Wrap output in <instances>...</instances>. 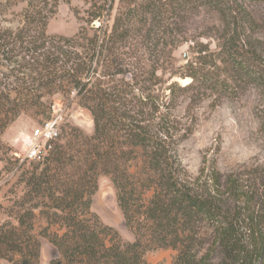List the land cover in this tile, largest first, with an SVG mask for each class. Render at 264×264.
<instances>
[{"label":"trees","instance_id":"16d2710c","mask_svg":"<svg viewBox=\"0 0 264 264\" xmlns=\"http://www.w3.org/2000/svg\"><path fill=\"white\" fill-rule=\"evenodd\" d=\"M59 1L0 0V124L2 118L10 121L19 106L32 103L37 87L58 84L66 89V97L74 90L85 105L92 103L86 106L94 122L92 138L112 124L118 130L130 127L126 143L150 149L145 191L151 196L143 201L138 181L123 168L113 170L118 205L134 237L126 242L92 215V192L84 182L77 189H61L65 181L55 179L60 173L32 175L30 192L42 193L50 201L44 205L47 229L59 225L65 230L48 236L47 242L57 251L49 264H146V254L160 249L176 251L173 264H264V219L252 206V195L241 192L235 179L223 184L217 173L199 179L196 186L178 180L160 145L148 143L132 130V123H124L128 118L120 113L121 107L114 106L112 95L128 94L115 93L117 85L134 90L137 75L131 78L132 84L122 80L115 84L114 73L106 84L91 83L90 76L85 79L94 74L93 61L105 49L108 61L124 63L139 51L150 55L161 49L168 58L173 49L190 43L194 58L187 73L180 75L190 82L172 83L170 92L176 87L184 93L205 90L215 97L231 98L247 85L264 92V11L255 9L263 7L264 0H120L127 8L118 12L110 36L103 39L87 33L71 39L47 36V20ZM100 1L94 3L92 19L100 17L112 0ZM133 2L138 4L130 7ZM6 14L16 18L17 24L6 22ZM59 148L53 152V164L64 158ZM112 161L107 154H98L90 163L108 167ZM88 178L93 181L94 174ZM24 218L16 216L13 223L0 227V246L5 247H0V259L10 264L39 262L40 242L31 235L33 223Z\"/></svg>","mask_w":264,"mask_h":264},{"label":"rangeland","instance_id":"374dc122","mask_svg":"<svg viewBox=\"0 0 264 264\" xmlns=\"http://www.w3.org/2000/svg\"><path fill=\"white\" fill-rule=\"evenodd\" d=\"M96 1H59L55 13L47 20L46 35L67 39L76 38L80 33H87L88 36L95 34L101 39L110 36L118 12L127 7L120 0H112L102 8L100 17L92 19L90 13L95 11ZM135 4L138 2H133L130 7ZM255 9L264 11V5ZM15 11L20 12V7ZM3 19L11 25L17 24L11 14H6ZM190 46V43L178 46L168 58L162 55L161 49L158 54L150 55L139 51L135 58H126L124 63L117 62L115 57L114 62L108 61V51L104 48L96 62L93 61L95 75L90 73L85 79L90 76L91 83H97V80L106 84L113 80L114 73L115 84L118 80L132 84L131 78L137 75L139 84L134 90L113 85L117 87L115 93L117 90L128 92L120 96L112 95L114 106L121 107L120 113L128 118L129 122L124 123H132V130L144 135L146 141H150L148 143L160 145L178 180L196 186L199 179L217 173L223 184L228 178L238 181L241 192L252 195V206L264 219V92L253 85L238 88L236 96L231 98L215 97L205 90L184 93L176 87L170 92L168 87L172 83L184 86L190 82L188 78L180 77L187 73V65L194 58ZM210 49H214L213 44ZM76 51L82 53L79 49ZM137 61L138 66H135ZM153 68L154 74L151 73ZM93 86L91 84L87 88ZM36 90L32 103L19 106L10 121L1 119L0 227L4 228L7 223H13L16 216L23 215L26 222L31 220L33 223L31 235L40 242L38 264H49L56 258L57 251L47 239L52 233L61 235L65 230L59 225L47 229L49 221L44 205L50 203L49 198L42 193L35 195L30 192L32 175L44 176L47 172V175L55 176L56 172L62 176H55V179L65 181L61 189H77L79 183L84 182L88 191L92 192V215L103 225L115 229L123 241L132 242L134 237L125 226L111 178L113 170L123 168L138 181L140 191H144L142 199L147 201L151 196L150 191H145V179L150 173L147 168L150 149L126 143L129 142L127 135L130 127L118 130L112 124L103 128L95 139L92 138L94 122L86 108L92 103L85 105L76 96V91L72 90L66 97V89L58 84L51 88L37 87ZM53 110L62 115L60 137L53 150L42 161L21 162L22 135L51 117ZM58 147L63 151L64 158L62 163L53 164V152ZM98 154H107L113 159L111 165L104 167L99 163L91 167V158ZM93 174L94 184L92 178H88ZM26 210L30 214L25 213ZM0 247L5 250L4 246ZM175 255L174 250L160 249L147 253L145 260L146 264H173ZM0 264L10 263L0 259Z\"/></svg>","mask_w":264,"mask_h":264},{"label":"built area","instance_id":"2783aa9c","mask_svg":"<svg viewBox=\"0 0 264 264\" xmlns=\"http://www.w3.org/2000/svg\"><path fill=\"white\" fill-rule=\"evenodd\" d=\"M62 115L53 110V115L49 120L44 121L29 133L22 135L21 146L22 155L19 157L21 162H38L53 150L56 141L60 137Z\"/></svg>","mask_w":264,"mask_h":264},{"label":"water","instance_id":"95a60500","mask_svg":"<svg viewBox=\"0 0 264 264\" xmlns=\"http://www.w3.org/2000/svg\"><path fill=\"white\" fill-rule=\"evenodd\" d=\"M184 59H186V55H184Z\"/></svg>","mask_w":264,"mask_h":264}]
</instances>
